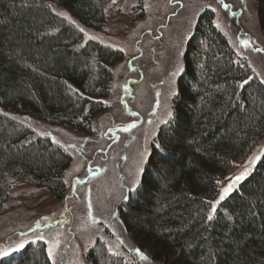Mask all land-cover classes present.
I'll list each match as a JSON object with an SVG mask.
<instances>
[{"label":"trees","instance_id":"obj_1","mask_svg":"<svg viewBox=\"0 0 264 264\" xmlns=\"http://www.w3.org/2000/svg\"><path fill=\"white\" fill-rule=\"evenodd\" d=\"M108 1L0 0V210L16 183L64 196L71 156L23 118L88 134L107 110L111 67L123 53L86 40L53 7L101 29ZM256 4L264 33V0ZM213 22L205 9L194 23L172 116L153 138L139 186L118 205L123 228L156 264H264V152L207 219L218 179L264 140V84ZM93 242L86 264H129L101 239ZM23 245L0 264H50L44 241Z\"/></svg>","mask_w":264,"mask_h":264},{"label":"rangeland","instance_id":"obj_2","mask_svg":"<svg viewBox=\"0 0 264 264\" xmlns=\"http://www.w3.org/2000/svg\"><path fill=\"white\" fill-rule=\"evenodd\" d=\"M256 7V0H109L104 26L91 29L54 6V12L75 24L86 40L118 49L123 59L111 67V93L104 100L107 110L92 120L90 133L23 118L37 135L65 148L71 163L61 198L29 183L13 185L0 210V251L10 253L20 244L40 239L48 256L51 251L50 264H86L93 241L101 239L129 264H156L145 251L140 252L147 261L137 256L138 247L118 216L119 202L140 180L153 138L172 112L184 48L202 10L215 9L213 23L227 37L237 59L264 81V33ZM132 124L135 127L129 128ZM263 152L261 140L247 158L234 163L218 179L219 193L212 203L232 179L246 169L249 174Z\"/></svg>","mask_w":264,"mask_h":264},{"label":"snow or ice","instance_id":"obj_3","mask_svg":"<svg viewBox=\"0 0 264 264\" xmlns=\"http://www.w3.org/2000/svg\"><path fill=\"white\" fill-rule=\"evenodd\" d=\"M218 2H220V0H218ZM113 3H115V0H113ZM224 6H225V8H227V5H224ZM213 11H215V9H213ZM245 45H247V42H245ZM257 51H260V49H257ZM178 74H179V71H178L177 73H174L173 75H178ZM262 82H264V81H262ZM244 83H247V81H245ZM241 87H243V85H241ZM157 95H159V94H157ZM172 95H176V92L173 91ZM168 115H169V118H171V116H172L171 112H169ZM131 127H135V125H134V124L129 125V128H131ZM129 128H125L124 130H125V131H128ZM143 162H144V161H142V163H143ZM247 174H248V170L246 169L244 173H241L239 176H237V177H235L234 179H232V180L230 181V183H229V184L223 189V191H222L221 194H220L219 200H217V201H216L215 203H213V205H212V210H211L210 214H209L208 217H207L208 221H212V220H213V218H214V213L216 212V205L219 204L221 201H223V200L225 199V197H227V196L229 195V193L231 192V190L234 188L235 184H236L237 182H239L240 180H243ZM137 176L139 177V170H138V172H137ZM138 186H139V179H137V180L134 182L133 187L129 188L128 191H129V192H135V190H136V188H137ZM124 199L127 200L128 197L125 196ZM18 247H19V248H23L24 245H23V244H20ZM135 251H136L137 256H139L141 260H143V261H147V260H148V258H147L146 256H144V255L139 251V249H136ZM8 255H9L8 251H6V250H4V251H0V256H8ZM49 256L51 257V251H49Z\"/></svg>","mask_w":264,"mask_h":264}]
</instances>
